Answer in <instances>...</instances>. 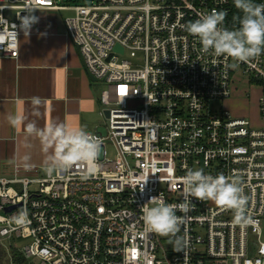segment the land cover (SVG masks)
Wrapping results in <instances>:
<instances>
[{
  "label": "built area",
  "instance_id": "built-area-1",
  "mask_svg": "<svg viewBox=\"0 0 264 264\" xmlns=\"http://www.w3.org/2000/svg\"><path fill=\"white\" fill-rule=\"evenodd\" d=\"M25 3L0 0V59L20 56ZM32 4L74 13L68 37L88 75L108 86L100 97L106 130L90 133L101 144L92 174L85 164L48 167L44 175L15 166L0 178V239L30 264H264V53L248 62L218 57L184 27L216 9L227 13L224 27L237 29L233 0ZM128 52L142 54V63L126 59ZM242 82L261 93L259 128L211 109ZM196 169L236 180L247 220L237 223L232 210L189 197L190 211L177 212L185 216L179 235L186 246L176 252L170 237L145 232L140 207L160 194L185 202L183 178Z\"/></svg>",
  "mask_w": 264,
  "mask_h": 264
},
{
  "label": "crops",
  "instance_id": "crops-1",
  "mask_svg": "<svg viewBox=\"0 0 264 264\" xmlns=\"http://www.w3.org/2000/svg\"><path fill=\"white\" fill-rule=\"evenodd\" d=\"M60 12L34 11L39 22L28 33L21 31L19 58L0 59V178L15 166L42 175L50 167L54 149L27 131L30 123L105 134L99 82L88 75Z\"/></svg>",
  "mask_w": 264,
  "mask_h": 264
},
{
  "label": "clouds",
  "instance_id": "clouds-1",
  "mask_svg": "<svg viewBox=\"0 0 264 264\" xmlns=\"http://www.w3.org/2000/svg\"><path fill=\"white\" fill-rule=\"evenodd\" d=\"M233 2L243 13L237 29L230 30L224 27L227 13L216 9L208 14H202L184 27L189 34L198 38L203 51L211 52L218 57H230L238 62H248L264 53V4H256L253 0ZM23 10L27 15L19 17V28L28 33L32 26L39 22V18L33 14L36 8L32 0H26ZM236 66L225 65L226 68ZM10 121L15 124L17 118L10 117ZM27 131L38 135L49 148L54 149L48 160L52 169L67 171L76 164H85L88 166L89 174L96 171L101 144L99 138L93 137L87 131L68 130L63 124L38 129L34 123L27 125ZM183 185L185 202L167 203L160 194L150 197L140 207L145 232L170 237L169 243L174 251L181 252L186 246V241L179 233L185 216L190 211L189 197L201 201L212 200L217 205L232 210L237 223H244L247 220L245 215L247 197L236 180L223 173L212 176L205 174L203 169H196L187 172L183 178ZM178 211L185 216L177 215Z\"/></svg>",
  "mask_w": 264,
  "mask_h": 264
},
{
  "label": "rangeland",
  "instance_id": "rangeland-1",
  "mask_svg": "<svg viewBox=\"0 0 264 264\" xmlns=\"http://www.w3.org/2000/svg\"><path fill=\"white\" fill-rule=\"evenodd\" d=\"M61 6H77L90 4L95 0H56ZM10 15V13L8 14ZM74 16L71 11H61L59 17L61 20H65L69 17ZM126 59L132 60L135 63H142V54L128 52ZM100 95L102 92L108 90V86L105 83H97ZM260 91L257 87L248 85L246 82L236 84V89L233 96L227 100L214 101L211 105V109L214 113H219L222 109L228 110L231 115L235 118H246L248 119L253 127H261L262 120L260 118L258 100L260 98ZM103 121V120H102ZM109 155L115 157L114 149H109ZM261 241L264 242V222L262 225V236ZM19 245H24L25 240H17ZM21 253V251L8 240L0 239V256L3 258L4 264H15L12 260L13 253ZM23 257V256H22ZM24 264H30L26 261Z\"/></svg>",
  "mask_w": 264,
  "mask_h": 264
},
{
  "label": "trees",
  "instance_id": "trees-1",
  "mask_svg": "<svg viewBox=\"0 0 264 264\" xmlns=\"http://www.w3.org/2000/svg\"><path fill=\"white\" fill-rule=\"evenodd\" d=\"M256 4L264 3V0H253ZM243 16V13L237 9L234 5L233 7V27L238 28L239 27V18ZM21 254L13 253L12 260L15 264H24L27 259ZM0 264H4L3 258L0 256Z\"/></svg>",
  "mask_w": 264,
  "mask_h": 264
},
{
  "label": "water",
  "instance_id": "water-1",
  "mask_svg": "<svg viewBox=\"0 0 264 264\" xmlns=\"http://www.w3.org/2000/svg\"><path fill=\"white\" fill-rule=\"evenodd\" d=\"M92 80L94 81V82H97V80H95L94 78H92ZM107 116H109V113L107 112ZM13 210V208H10V209H8V212H11Z\"/></svg>",
  "mask_w": 264,
  "mask_h": 264
}]
</instances>
